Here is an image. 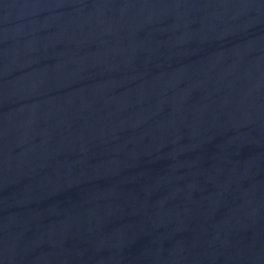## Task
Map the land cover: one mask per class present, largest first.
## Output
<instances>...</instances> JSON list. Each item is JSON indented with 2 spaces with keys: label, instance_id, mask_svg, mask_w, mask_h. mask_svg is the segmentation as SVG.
<instances>
[{
  "label": "water",
  "instance_id": "95a60500",
  "mask_svg": "<svg viewBox=\"0 0 264 264\" xmlns=\"http://www.w3.org/2000/svg\"><path fill=\"white\" fill-rule=\"evenodd\" d=\"M0 264H264V0H0Z\"/></svg>",
  "mask_w": 264,
  "mask_h": 264
}]
</instances>
